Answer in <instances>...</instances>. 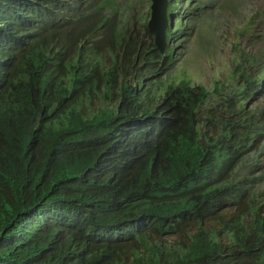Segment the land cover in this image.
<instances>
[{
  "label": "clouds",
  "instance_id": "1",
  "mask_svg": "<svg viewBox=\"0 0 264 264\" xmlns=\"http://www.w3.org/2000/svg\"><path fill=\"white\" fill-rule=\"evenodd\" d=\"M166 3L161 46L150 25L154 0H0V213L13 217L9 225L0 224V264H58L59 260L83 264L89 258L90 245L71 236V221L63 210L52 215L49 223L41 217L48 212L42 199L55 195L64 182L27 164L32 157L51 155L43 135L66 125L69 110L86 119L95 118L101 110L117 108L121 113L130 107L126 99L133 95L143 111L153 110L154 97L169 86L168 78L176 83L190 80L191 85L215 94L217 86L226 90L236 83L239 62L251 72L260 68L264 75V9L252 0ZM228 34L232 35V55L221 62V76L210 74L202 58L204 50L217 54ZM151 52L153 58L162 55L173 61L172 67L167 70L161 60H148ZM160 117L168 120L170 115ZM88 133L84 142L93 151L105 144L102 133ZM27 136L36 138L20 148L8 142ZM75 154L80 167L90 162L94 172V159L82 146ZM65 169L61 166L60 173L72 177ZM236 173L232 169L216 175L211 179L212 189L220 194L216 200L198 202L184 219L162 218L164 229L144 215L115 226H94L91 232L96 241L109 246L101 263L132 264L130 246L144 232H159L164 239L175 240L178 229L172 226L195 219L202 222L204 232L220 228L218 218L206 212L215 204L230 216L232 208L222 196ZM250 175L247 185L260 173L253 168ZM263 208L264 195L259 206L264 224ZM27 231L34 237L47 231L48 249L34 252L23 237ZM140 253L146 261V250L140 248Z\"/></svg>",
  "mask_w": 264,
  "mask_h": 264
},
{
  "label": "trees",
  "instance_id": "2",
  "mask_svg": "<svg viewBox=\"0 0 264 264\" xmlns=\"http://www.w3.org/2000/svg\"><path fill=\"white\" fill-rule=\"evenodd\" d=\"M152 56L153 52L148 60H161L164 69L173 65L166 56ZM236 71V83L226 90L217 86L215 94L191 85L190 80L176 83L168 78L169 86L154 97L153 110L143 111L140 102L135 104L136 95L126 99L130 107L121 113L117 108L101 110L95 118L86 119L69 110L66 125L43 135L51 155L32 157L27 164L35 172L45 169L65 186L42 199L48 212L41 217L49 223L52 215L63 210L71 221V236L91 247L83 264H102L109 249L107 243L96 241L91 232L94 226H115L144 215L164 229L162 218L184 219L198 202L215 201L220 194L212 189L211 179L232 169L237 175L222 198L233 212L227 218L228 212L215 204L206 212L218 218L220 228L204 232L202 222L195 219L172 226L178 229L175 240L164 239L159 232H144L130 246L132 264H264V224L259 212L264 195V100L259 101L264 75L260 68L256 73L249 71L244 62ZM166 115L168 120L160 117ZM87 133H102L105 144L93 151L84 142ZM35 138L8 142L20 148ZM80 146L93 157L94 172L90 162L79 166L75 153ZM68 155L72 158H65ZM63 165L72 177L60 173ZM253 168L260 176L247 185ZM12 218L0 213V224L9 225ZM194 228L195 234L189 235ZM47 236V231L37 237L31 231L23 234L36 253L48 249ZM140 248L147 252L146 261ZM58 264L64 263L59 260Z\"/></svg>",
  "mask_w": 264,
  "mask_h": 264
},
{
  "label": "rangeland",
  "instance_id": "3",
  "mask_svg": "<svg viewBox=\"0 0 264 264\" xmlns=\"http://www.w3.org/2000/svg\"><path fill=\"white\" fill-rule=\"evenodd\" d=\"M258 8L264 9V0H252ZM217 11V7L214 8ZM232 35L228 34L225 38L223 45L220 46L217 54H213L209 51L204 50L202 58L210 72V74H222L221 62L224 60H229L232 55V45H231Z\"/></svg>",
  "mask_w": 264,
  "mask_h": 264
},
{
  "label": "water",
  "instance_id": "4",
  "mask_svg": "<svg viewBox=\"0 0 264 264\" xmlns=\"http://www.w3.org/2000/svg\"><path fill=\"white\" fill-rule=\"evenodd\" d=\"M166 0H154L151 29L155 32L158 43L163 45L164 28L166 25Z\"/></svg>",
  "mask_w": 264,
  "mask_h": 264
}]
</instances>
